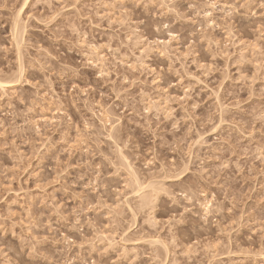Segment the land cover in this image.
Wrapping results in <instances>:
<instances>
[{
  "label": "rangeland",
  "instance_id": "rangeland-1",
  "mask_svg": "<svg viewBox=\"0 0 264 264\" xmlns=\"http://www.w3.org/2000/svg\"><path fill=\"white\" fill-rule=\"evenodd\" d=\"M26 1L0 0V264H264V0Z\"/></svg>",
  "mask_w": 264,
  "mask_h": 264
},
{
  "label": "bare ground",
  "instance_id": "bare-ground-1",
  "mask_svg": "<svg viewBox=\"0 0 264 264\" xmlns=\"http://www.w3.org/2000/svg\"><path fill=\"white\" fill-rule=\"evenodd\" d=\"M24 1L27 2L26 0H24ZM25 2H24V4H26ZM23 6H25V5H23ZM22 8H23V7H22ZM22 8H19V9H18V14H17L18 16H20V12L22 11ZM15 27H16V24H15ZM15 27H14V28H15ZM14 30H15V29H14ZM16 30H17V29H16ZM17 81H18V80H17ZM2 82H3V81H2ZM2 82H0V87H1V85H2V86H4V85L6 86V83H5V82L2 83ZM8 85H9V83H8ZM1 88H2V87H1ZM4 88H5V87H4ZM132 174H133V173H132ZM134 174L136 175L135 172H134ZM134 174H133V176H134ZM137 179H138V181H139V178L137 177V175L133 177V180L136 181V182H135V181H134V182H135L137 185H139V184H138L139 182L137 181ZM137 182H138V183H137ZM147 202H148V199H147V196H146V195H143V196L140 197V204H141L142 206L147 205V204H148ZM205 206H206V205H205Z\"/></svg>",
  "mask_w": 264,
  "mask_h": 264
},
{
  "label": "snow or ice",
  "instance_id": "snow-or-ice-1",
  "mask_svg": "<svg viewBox=\"0 0 264 264\" xmlns=\"http://www.w3.org/2000/svg\"><path fill=\"white\" fill-rule=\"evenodd\" d=\"M214 6V5H213ZM167 27V26H166ZM169 36L171 37V39H175L176 37L173 36L171 33H169ZM145 42H147V38L145 37ZM160 43H163V41H161ZM89 63H91V61H89ZM103 75V73H101ZM73 87L75 88L76 85H73ZM210 206V205H209Z\"/></svg>",
  "mask_w": 264,
  "mask_h": 264
}]
</instances>
